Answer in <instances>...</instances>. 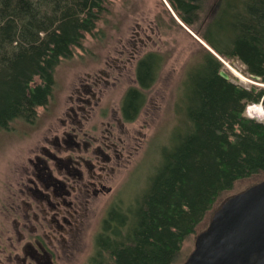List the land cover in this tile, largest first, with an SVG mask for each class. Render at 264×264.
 I'll return each mask as SVG.
<instances>
[{
  "label": "trees",
  "instance_id": "1",
  "mask_svg": "<svg viewBox=\"0 0 264 264\" xmlns=\"http://www.w3.org/2000/svg\"><path fill=\"white\" fill-rule=\"evenodd\" d=\"M166 1L216 55L239 60L264 83V0ZM106 3L0 0V133L15 121L33 122L49 105L56 68L94 31ZM216 55L205 49L190 74L187 132L165 153L142 199L110 211L88 264H173L216 202L237 181L264 172V121L246 116L250 105L264 108V89L253 92L225 80ZM159 64L155 54L139 61L142 89L154 84ZM142 89L125 96L130 121L144 104Z\"/></svg>",
  "mask_w": 264,
  "mask_h": 264
},
{
  "label": "rangeland",
  "instance_id": "2",
  "mask_svg": "<svg viewBox=\"0 0 264 264\" xmlns=\"http://www.w3.org/2000/svg\"><path fill=\"white\" fill-rule=\"evenodd\" d=\"M105 7L106 12L94 31L86 34L81 47L75 48L73 56L63 59L56 68V84L49 103L52 112L46 115L39 108L37 119L33 122L18 120L0 133V264H18L15 258L17 245L11 242L15 230L11 206L16 189V168L46 135L50 124L55 128L60 126L57 117L69 102L79 80L95 75L105 76L110 73V65L120 66V71L113 73L119 79L112 95L118 106L128 90L142 89L136 78L139 61L149 54L157 55L160 60L154 84L149 89H142L145 100L137 118L125 126L133 139V154L125 165L116 170L110 182V196L91 208L81 235L82 244L76 245L68 255L55 259L56 264L89 263L96 254L97 236L109 208L126 210L141 200L165 153L172 149L179 136L187 132V83L190 74L201 64L205 49H208L179 23L174 10L172 12L164 0H107ZM221 16L222 13H219L214 20L218 21ZM216 56L223 63L222 70L230 76L231 82L246 89H264L253 84L242 62ZM251 106H258L257 112L251 111L252 108L255 111ZM260 106L263 108L262 105L247 107L246 116L264 121V108L261 114ZM262 181L264 172L237 181L234 188L206 214L196 227L195 234L184 240L173 264H185L195 250L197 236L207 229L214 213L229 197ZM107 200L108 203H105Z\"/></svg>",
  "mask_w": 264,
  "mask_h": 264
},
{
  "label": "flooded vegetation",
  "instance_id": "3",
  "mask_svg": "<svg viewBox=\"0 0 264 264\" xmlns=\"http://www.w3.org/2000/svg\"><path fill=\"white\" fill-rule=\"evenodd\" d=\"M116 71L120 66L110 65L105 76L79 80L57 117L60 126L50 124L17 166L11 242L17 245L18 264H56L55 259L81 245L91 208L110 196L116 170L133 154V139L125 128L135 121L128 120L132 115L124 110L129 90L121 105L112 97L119 82L113 76ZM42 109L46 115L52 112L51 105Z\"/></svg>",
  "mask_w": 264,
  "mask_h": 264
},
{
  "label": "water",
  "instance_id": "4",
  "mask_svg": "<svg viewBox=\"0 0 264 264\" xmlns=\"http://www.w3.org/2000/svg\"><path fill=\"white\" fill-rule=\"evenodd\" d=\"M178 21L215 54L198 35ZM220 75L231 80L223 70ZM250 77L254 85L264 88L259 76ZM251 90L256 92L257 88ZM185 264H264V181L229 197L221 205L207 229L197 236L195 250Z\"/></svg>",
  "mask_w": 264,
  "mask_h": 264
},
{
  "label": "bare ground",
  "instance_id": "5",
  "mask_svg": "<svg viewBox=\"0 0 264 264\" xmlns=\"http://www.w3.org/2000/svg\"><path fill=\"white\" fill-rule=\"evenodd\" d=\"M166 3H167V6L172 10V8H171V6L169 5V3L166 1V0H164ZM172 12H173V10H172ZM174 13V15L176 16V18L177 19H179L178 17H177V15L175 14V12H173ZM180 20V19H179ZM181 21V20H180ZM182 22V21H181ZM186 26V25H185ZM187 27V26H186ZM188 28V27H187ZM189 29V28H188ZM194 33V32H193ZM195 34V33H194ZM241 76V75H240ZM243 79H245L243 76H241ZM246 80V79H245ZM251 107H254V109H255V111L253 110V108L251 109ZM250 107V109H251V111H253V112H257V110H258V106H251ZM263 108H261V106H260V108H259V110H260V112H261V114L263 113V110H262Z\"/></svg>",
  "mask_w": 264,
  "mask_h": 264
}]
</instances>
